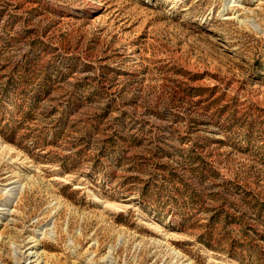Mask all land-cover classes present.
<instances>
[{
  "label": "rangeland",
  "instance_id": "1",
  "mask_svg": "<svg viewBox=\"0 0 264 264\" xmlns=\"http://www.w3.org/2000/svg\"><path fill=\"white\" fill-rule=\"evenodd\" d=\"M0 264H264V0H0Z\"/></svg>",
  "mask_w": 264,
  "mask_h": 264
}]
</instances>
